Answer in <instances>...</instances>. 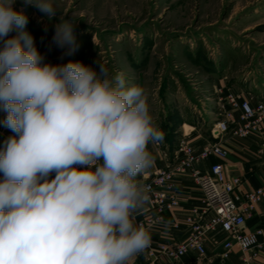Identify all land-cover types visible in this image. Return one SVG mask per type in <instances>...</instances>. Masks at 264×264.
<instances>
[{"label":"clouds","instance_id":"clouds-1","mask_svg":"<svg viewBox=\"0 0 264 264\" xmlns=\"http://www.w3.org/2000/svg\"><path fill=\"white\" fill-rule=\"evenodd\" d=\"M15 2L0 0V123L14 133L0 149V264H130L151 244L152 225L135 222L150 200L137 177L164 138L146 91L102 64L46 63ZM53 42L75 49L71 21Z\"/></svg>","mask_w":264,"mask_h":264},{"label":"rangeland","instance_id":"rangeland-1","mask_svg":"<svg viewBox=\"0 0 264 264\" xmlns=\"http://www.w3.org/2000/svg\"><path fill=\"white\" fill-rule=\"evenodd\" d=\"M52 3L58 10L51 19L23 0L14 4L28 17L23 31L32 35L45 62H80L97 72L102 64L110 74L124 72L129 85L142 86L150 114L164 133L159 144L153 143L163 159L165 150L177 148L185 124L207 132L222 119L228 94L249 98L254 105L264 101V0ZM63 19L73 24L74 50L53 42L55 26ZM5 116L0 111V121ZM13 135L0 123V149ZM159 168L137 180L149 182Z\"/></svg>","mask_w":264,"mask_h":264},{"label":"built area","instance_id":"built-area-1","mask_svg":"<svg viewBox=\"0 0 264 264\" xmlns=\"http://www.w3.org/2000/svg\"><path fill=\"white\" fill-rule=\"evenodd\" d=\"M226 99L227 104L222 105V119L210 128L214 138L225 134L245 138L264 129L263 100L254 105L249 98L231 93ZM227 155V150L215 142L205 144L196 152L186 133L178 142L173 161L164 153L165 166L157 169L153 178L144 184L150 187V200L145 208L146 217L139 219L135 216L136 224H143L146 228L151 224L154 228L166 211L179 206L181 196L175 189V181L181 176L189 175L198 186L202 193L201 205L187 217L184 237L171 236L158 242L151 240L150 246L144 250L149 259L161 264H181L183 256L191 250L203 256L207 252L205 241L216 232L226 235L222 258L228 257L231 249L238 246L242 252L240 264H252L253 257L264 250V230L245 227L255 205L264 198V186L241 190V177L225 173ZM211 156L217 161L211 164L209 171L197 167L199 162Z\"/></svg>","mask_w":264,"mask_h":264},{"label":"crops","instance_id":"crops-1","mask_svg":"<svg viewBox=\"0 0 264 264\" xmlns=\"http://www.w3.org/2000/svg\"><path fill=\"white\" fill-rule=\"evenodd\" d=\"M185 126L192 130H185ZM183 131L191 140L196 152H199L202 147L209 143H219L227 152V158L224 161V170L228 176L236 175L241 177L240 189L243 191L253 190L257 187L264 186V129L250 134L245 138H238L231 134H225L218 138H214L210 129L203 132L192 126L185 124ZM193 129H196L193 131ZM181 134V133H180ZM148 150L153 156L154 165L151 169L164 167L166 158H162V154H156L153 143L148 145ZM169 151V150H168ZM167 152L170 161L174 159V152ZM161 153V151H159ZM217 161L215 156H211L197 164V167L202 171H209L211 164ZM149 171H152L149 169ZM175 189L180 193V204L176 208L166 211L162 218L157 223V226L150 230L151 240L154 242L162 241L171 236L184 237L186 235L187 222L186 219L193 213V209L201 205V191L193 182L189 175L178 177L175 181ZM147 212L144 210L136 217L144 218ZM167 225V227H165ZM246 229L254 230L262 228L264 230V198L256 205L251 215L247 218ZM226 235L223 232L213 233L206 241V254L200 255L198 252L191 250L181 259V264H240L242 252L238 246H234L229 252L228 257L222 258L226 248L224 241ZM145 257V258H144ZM157 264L148 258L145 251L135 256L130 264ZM252 264H264V250L256 254L252 259Z\"/></svg>","mask_w":264,"mask_h":264}]
</instances>
